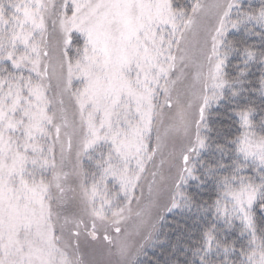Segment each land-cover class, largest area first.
<instances>
[{
  "label": "snow or ice",
  "instance_id": "snow-or-ice-1",
  "mask_svg": "<svg viewBox=\"0 0 264 264\" xmlns=\"http://www.w3.org/2000/svg\"><path fill=\"white\" fill-rule=\"evenodd\" d=\"M165 243L264 264V0H0V264Z\"/></svg>",
  "mask_w": 264,
  "mask_h": 264
},
{
  "label": "trees",
  "instance_id": "trees-1",
  "mask_svg": "<svg viewBox=\"0 0 264 264\" xmlns=\"http://www.w3.org/2000/svg\"><path fill=\"white\" fill-rule=\"evenodd\" d=\"M178 4H184L190 7L191 0H176ZM243 5L246 7L249 2L252 3L254 7H258L260 0H243ZM237 36L240 35V33H236ZM255 39V38H253ZM82 44L83 40L80 39V41H77V44ZM215 119V118H213ZM230 131L235 134L237 131V127H233L230 129ZM192 191H195V188L193 187L190 189ZM207 198V196H205ZM190 223V222H188ZM186 220L180 216L175 214H169L167 216V223L163 225V229L165 232L168 233L171 241H175L176 236L179 234L180 228L178 225H185ZM171 230V231H170ZM171 251V244L165 243L163 245H157L156 247H147L145 249V255L142 256L141 262L142 264H156V261L159 260L161 264H163L167 254ZM181 260H183V257H181Z\"/></svg>",
  "mask_w": 264,
  "mask_h": 264
},
{
  "label": "rangeland",
  "instance_id": "rangeland-1",
  "mask_svg": "<svg viewBox=\"0 0 264 264\" xmlns=\"http://www.w3.org/2000/svg\"><path fill=\"white\" fill-rule=\"evenodd\" d=\"M242 1H243V0H242ZM206 2H211V0H206ZM70 55H73V56H74V55H75V51H74V50L71 51V52H70ZM129 227H131V225H129Z\"/></svg>",
  "mask_w": 264,
  "mask_h": 264
}]
</instances>
